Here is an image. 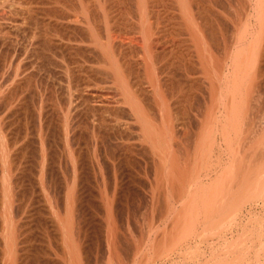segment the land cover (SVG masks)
Masks as SVG:
<instances>
[{
	"label": "rangeland",
	"instance_id": "rangeland-1",
	"mask_svg": "<svg viewBox=\"0 0 264 264\" xmlns=\"http://www.w3.org/2000/svg\"><path fill=\"white\" fill-rule=\"evenodd\" d=\"M147 1V7L151 11L148 16L150 19L153 17L152 22L158 21L154 24V28L158 29L161 39L163 37L161 42L167 49L166 58L158 59L161 62L158 67L162 66L166 71L159 70L153 74L154 81L162 76L163 80L160 84H165L166 88L161 89L158 86V80L156 89L151 86L148 83V74L146 75L143 69H137L140 75L134 74L137 77H143L141 80L144 81H138V84L141 82L140 84H143L147 91H142L144 94L138 93L139 96L136 98L137 94H134L138 90L133 89L134 94L131 93L134 99L138 101L141 99L142 105L148 103L145 107H148L152 113L148 119L150 123L140 116L141 123L140 118L137 119L136 114L129 109V105H121L120 113L115 115L116 117L110 116L111 120L113 119L111 123L115 124L112 123V127L99 133L98 130L94 131L91 128L94 123L92 118L87 120L85 115H82L81 119L76 118L74 112L68 109L65 101H67L66 91L69 83L66 81L65 68L69 65L76 69L77 61L84 62L86 66L93 62L92 65L96 66L99 60L97 52L93 48H87L88 43L80 42L81 39L92 42L90 32H85L84 28L81 32H73L72 25L69 24L54 27L60 32L58 35L55 34L60 36L57 37L58 41L64 40V46L57 48L54 55L49 53L56 58L49 55L46 59L39 60L38 67L32 70L33 84L29 85L30 88L21 85L22 88H17V93V90L11 87L12 81H10L12 85L6 83L9 79L8 74L3 78L2 73L0 74V122H3L0 123V264H264V205L262 203L257 206L247 201V198L245 199L251 172L255 169L258 173L264 174V21L258 26L260 24L258 17L253 14L251 7V4L256 6L254 3L259 0H197L198 4L193 0ZM143 2L144 0L139 2L137 0H46L45 11L48 12H45L47 15L44 13V16L52 24L54 20L52 22L48 18L61 19L59 18L61 14L71 18L78 15L82 20L85 18L90 20V17L92 16V19L95 15L98 20L101 19V24L99 23L96 27L100 29L98 32L95 30L93 36L100 40L108 34L106 14L112 15L111 19L114 17L116 20H119L118 18L122 21L134 19V16L138 14L136 8L141 7ZM108 6H111L110 9ZM88 7L89 13H87ZM55 10L59 14L54 12ZM159 12H162L161 17ZM155 15L159 18H155ZM199 17L204 22L200 20L198 23ZM189 19L190 21H187ZM190 22H196V24L192 25ZM112 26L113 32L117 34L122 32L123 39L130 40L131 36L139 38L140 33L137 32L139 30H130V28L123 30L120 26ZM242 31L246 36L244 33L241 36ZM213 35L216 37L214 38ZM194 36L198 40H195ZM239 36L241 39L244 38L241 40ZM76 43H79L82 48ZM111 53L110 51V57H112ZM134 54L135 59L140 61L137 57L138 53L131 55ZM112 59L115 58L112 57ZM82 60L89 61L85 63ZM59 63L61 67L56 66ZM184 63L189 65H187L188 69ZM162 64H167L166 68ZM189 70L190 73H188ZM91 74L92 81L95 79L94 83L100 85L97 87L96 84L91 83L89 87L84 85L80 89L83 97L91 96L93 93L91 97L84 98V100H90L89 104L98 106L97 101L98 103L101 101V99H95V91L104 93L106 96L110 95L108 98L111 97V100L114 96L116 99L114 101L124 100L125 95L130 94L121 88L112 87V89L111 86L114 85L110 82L111 79H108L107 85L105 83L104 86L100 83V76ZM211 74L217 76L220 85L218 107L216 105L218 115L212 124L217 123L214 126L209 122L211 121L208 116L209 104L205 101L206 99H203L207 96L206 91L209 86L207 81ZM134 75L132 77L135 78ZM182 82L193 84L194 89L187 84H184L185 87ZM233 82L234 86L241 87V89L238 87V92L241 91L243 99L242 102L240 101L241 105L239 102H237L238 105L236 104L239 113L229 121L225 117L228 108L226 106H229L228 96L233 93ZM152 87L155 91H152ZM55 90H57L56 93ZM161 93L162 95H159ZM12 96L16 101H13ZM147 98L150 101L155 100L152 102L142 100ZM163 98L167 102L169 100L170 110L169 122L165 126L160 125V120L158 122L154 120L160 115L159 103ZM91 99L94 101L91 102ZM157 101L159 102L156 103ZM152 105H154L153 109ZM68 123L70 127L72 124L71 128ZM154 123L157 124V130ZM144 124L145 128L147 127L145 132ZM206 133L207 137H205ZM199 142H201V148L198 145ZM212 188L215 192L210 195ZM207 197L214 199L213 201L220 206L216 212H210L215 216L211 217L212 220H218L217 225H211L212 228L208 225L209 223L206 224L207 218L210 220V215L203 207L204 202L209 200ZM192 219L193 223L190 222ZM206 226L207 233L204 232ZM209 227L212 230L210 232ZM8 232H11L8 236L11 237L13 244L15 243L11 249L4 237ZM219 233L222 236L221 239L217 235Z\"/></svg>",
	"mask_w": 264,
	"mask_h": 264
},
{
	"label": "bare ground",
	"instance_id": "bare-ground-1",
	"mask_svg": "<svg viewBox=\"0 0 264 264\" xmlns=\"http://www.w3.org/2000/svg\"><path fill=\"white\" fill-rule=\"evenodd\" d=\"M45 1L46 0H0V60H1V62L0 63H2V64H0V74L2 75V78L6 75V74H8V76H9V79H8V81L6 82L7 84L8 83H10V81H12V89L13 90H17V88H19V87H21L22 88V86L21 85H25V87L26 86H31V84H33L32 83V79H33V73H32V70L33 69H35L36 67H38L37 66V63L39 62V60L41 59L42 60V58L44 59H46V57H48L50 54L49 53H51V55H54L53 53H55V51H56V49L58 48H61L62 46H64L63 44V41H58V39H57V37H60V36H57L58 35V33H60L59 31H57L54 27H56L57 25L59 26L60 24H69V25H72V31L73 32H81V31H85V32H90V35H91V41L92 42H89V41H87V40H84V39H81V44H84V43H82V42H85L86 44L88 43V45H86L87 46V48H93L96 52H97V56H98V61H97V63H96V66L95 65H92V63H91V65H88V66H86V64H84V62H80V61H77L76 63H77V67H76V69L74 68H71V67H69V65L65 68V74H66V77H67V82L69 83V85H68V90L66 91V97H67V101H65L66 102V104H67V106H68V109L71 111V112H74V114H75V117L76 118H82V115H85L86 117H87V120H89L88 118H92L91 120H93L94 121V123H92L93 124V127H92V125H91V128H93L94 129V131H99V133H100V131H102V133L107 129V128H109L110 126L112 127V123H111V121L113 120H111V118H110V116H112V117H114L115 115H117L118 113H120L119 112V108H121L120 106L121 105H129L130 106V108L129 109H131V111L132 112H134L135 114H132V115H135V116H137V119H139L140 121H141V117L145 120H148L149 119V117H151V115H152V113H151V110L147 107H145V106H147V104L148 103H145L144 105H142L141 103L142 102H140L141 101V99H140V101H138V100H136V99H134L133 98V89L134 90H138V91H135L136 93L134 94V95H136L137 94V96H135V98L136 97H138L139 95H138V93H140L141 92V94H144L142 91H147V88L145 89V87H143V84L141 85L140 83L138 84V81H142L141 79L143 78H141V77H137V75L139 74V71L137 70V69H143L144 71H145V73H146V75L148 74V76H147V78L149 79V81H148V79L146 78V80L148 81V83L149 84H151V86H154V88H155V86H156V84L158 83V86H160L161 87V89H163V87H165V84L163 85L162 83L160 84V82H162V80H163V78H162V76H161V78L160 79H157V80H155L154 81V77H153V74H155L156 73V71L158 72L159 70H160V72H163V71H166L162 66H160V68L158 67L159 66V63L161 64V62H159L158 61V59H160V57H161V59H165L166 58V55H167V53H165V52H167V49L165 48V46L162 44V42H161V40L163 39V37H162V39H161V37H160V35H158V29H155L154 28V24H156L157 22L155 21H151L152 20V18L153 17H151V19H150V17L148 16V15H150L151 14V11H150V9H149V7H147V0H144V2H143V4H141V3H138V4H141L140 6L141 7H139L138 6V8H136L137 10H138V14L136 15V16H134V19L132 18V19H126V21H122V20H120V18H118L119 20H116V19H114V17H113V19H111V17L110 16H112V15H107L106 14V16H107V18H106V20H105V22H106V30H107V37H102L100 40H98L97 39V37H96V39L94 38V36H93V33H94V31L96 30L97 32L99 31V29L100 28H96L98 25H99V23L101 22V19L99 18V20H98V17H96L95 15H93L94 17L91 19V17H90V20H92V22H90V20L87 18H85V20H87L86 21V23H84V21L82 20V18L79 16L78 17V15L76 16V17H69V16H63L61 13V16L59 17V18H61V19H57V18H48V20L49 19H51L52 20V22H53V20H54V22H55V25H53L54 24V22L51 24V22H49V21H47L46 20V16H44V13L45 12H48V11H45V5H47L46 3H45ZM80 1V0H79ZM110 1V0H109ZM136 1V0H135ZM138 2H139V0H137ZM143 1V0H142ZM182 1V0H181ZM185 1V0H184ZM193 1H195V3L196 4H198V2H196L197 0H193ZM199 1V0H198ZM242 2V1H241ZM240 2V3H241ZM252 2V1H251ZM255 2V1H254ZM57 3H58V1H57ZM61 3V2H60ZM180 3V2H179ZM188 3V2H187ZM192 3V2H191ZM135 4V3H134ZM182 4V3H181ZM247 4H248V2H247ZM254 4H256V6H254V5H252L251 4V7H252V10H253V14H256L257 16L256 17H258V21H259V25L258 26H260L261 24H263V15H264V3H263V0H259V2H255ZM52 5V4H51ZM84 5V4H83ZM184 5V4H183ZM189 5V4H188ZM193 5V4H192ZM246 5V4H245ZM249 5V4H248ZM99 6V5H98ZM179 6V5H178ZM186 6V5H185ZM191 6V5H190ZM190 6H188V7H190ZM50 7V6H49ZM83 7V6H82ZM100 7V6H99ZM109 7V6H108ZM111 7V6H110ZM110 7H109V9H110ZM181 7V6H180ZM180 7H176L177 9H179ZM193 7V6H192ZM199 7V6H198ZM52 8V7H51ZM64 8V7H63ZM67 8V7H66ZM175 8V9H176ZM200 8V7H199ZM206 8V7H205ZM56 9V8H55ZM62 9V8H61ZM86 9V8H85ZM106 9V8H105ZM104 9V10H105ZM171 9V8H170ZM181 9V8H180ZM184 9V8H183ZM186 9H188V8H186ZM192 9V8H191ZM193 9H195V8H193ZM192 9V10H193ZM47 10V9H46ZM88 10H90L89 9V7L87 8V11ZM104 10H103V12H104ZM165 10V9H164ZM196 10V9H195ZM69 11V10H68ZM71 12H72V10H70ZM75 11V10H74ZM92 11V10H91ZM154 11H157L158 12V10H154ZM153 11V12H154ZM184 11V10H183ZM188 11V10H187ZM50 13H51V10L49 11ZM54 12H56V13H58L57 12V10H55ZM54 12H53V14H54ZM62 12V11H61ZM81 12V11H80ZM85 12V11H84ZM83 12V13H84ZM175 12V11H174ZM207 12V11H206ZM248 12V11H247ZM55 13V16H57V14ZM64 13H65V10H64ZM66 13H67V11H66ZM69 13V12H68ZM76 13V12H75ZM87 13H89V11L87 12ZM91 13V12H90ZM160 13V12H159ZM158 13V14H159ZM162 13V12H161ZM161 13H160V17H161ZM180 13V12H179ZM189 13V12H188ZM191 13V12H190ZM193 13V12H192ZM199 13H200V9H199ZM251 13V12H250ZM46 14V13H45ZM52 14V15H53ZM59 14V13H58ZM102 14H104V13H102ZM154 14H155V12H154ZM153 14V15H154ZM157 14V13H156ZM157 14V15H158ZM165 14V13H164ZM181 14V13H180ZM245 14V13H244ZM47 15V14H46ZM52 15H50L51 17H52ZM65 15V14H64ZM67 15H69V14H67ZM75 15V14H74ZM178 15V14H177ZM192 15V14H191ZM198 15V14H197ZM250 15V14H249ZM70 16H71V14H70ZM86 16H87V14H86ZM103 16V15H102ZM105 16V17H106ZM109 16V17H108ZM114 16V15H113ZM156 16V15H155ZM164 16V15H163ZM184 16H185V14H184ZM201 16V15H200ZM205 16H207L208 17V15H205ZM244 16H248V15H244ZM243 16V17H244ZM53 17H54V15H53ZM118 17V16H117ZM124 17V16H123ZM193 17V16H192ZM195 17H197V16H195ZM204 17V16H203ZM212 17V16H211ZM249 17V16H248ZM81 18V19H80ZM104 18V17H103ZM155 18H159V17H155ZM163 18V17H162ZM182 18H183V16H182ZM187 18H189V16L187 17ZM191 18V17H190ZM198 18V17H197ZM196 18V19H197ZM200 18V17H199ZM254 18V17H253ZM161 19V18H160ZM169 19V18H168ZM170 19H172V17H170ZM181 19V18H180ZM194 19V18H193ZM205 19V18H204ZM246 19V18H245ZM103 20V19H102ZM125 20V19H124ZM198 20V19H197ZM200 20H201V18L199 19V21H198V23H200ZM211 20V19H210ZM165 21H167V20H165ZM182 21V20H181ZM184 21H186V19H184ZM187 21H190V19L189 20H187ZM194 21V20H193ZM201 21H203V20H201ZM205 21H207L208 22V20H205ZM214 21V20H213ZM103 22V21H102ZM160 22H162V21H160ZM159 22V23H160ZM204 22V21H203ZM210 22V21H209ZM84 23V24H83ZM171 23V22H170ZM182 23V22H181ZM186 23H188V22H186ZM191 23V22H190ZM197 23V24H198ZM213 23V22H212ZM235 23V22H234ZM258 23V22H257ZM9 24V25H8ZM94 24V27H92V25ZM101 24V23H100ZM161 24V23H160ZM165 24V23H164ZM179 24H180V22H179ZM192 25L193 24H196V22L195 23H191ZM203 24V23H202ZM211 24V23H210ZM245 24V23H244ZM7 25H8V27H7ZM112 25H117V26H120V28L121 29H128L129 30V28H130V30L131 29H134V30H139V31H137L138 33H140V35H139V38L138 39H136V37L135 38H133L132 36H131V38H130V40H128V39H123L124 37H122L123 35L121 34L122 32H120V34H117L116 32H113L114 30H113V26ZM159 25V24H158ZM163 25V24H162ZM182 25V24H181ZM184 25H186V24H184ZM191 25V26H192ZM217 26H218V24H216ZM246 25H247V22H246ZM64 26V25H63ZM104 26V25H103ZM155 26H157V25H155ZM161 26V25H160ZM165 26H167V25H165ZM204 26H205V23H204ZM211 26V25H210ZM209 26V27H210ZM215 26V25H214ZM10 27V28H9ZM159 27V26H158ZM157 27V28H158ZM162 27V26H161ZM169 27V26H168ZM168 27H166V28H168ZM171 27V26H170ZM198 27H200V26H198ZM243 27V26H242ZM247 27V26H246ZM66 28V27H65ZM84 28V29H83ZM118 28V27H117ZM119 28V29H120ZM176 28V27H175ZM187 28V27H186ZM194 28V27H193ZM203 28V27H202ZM202 28L200 29V31L202 30ZM215 28V27H214ZM57 29H58V27H57ZM67 29H68V27H67ZM70 29V30H71ZM83 29V30H82ZM163 29H164V27H163ZM162 29V30H163ZM196 29L198 30V28L196 27ZM205 29V28H204ZM211 28H209V30H210ZM213 29V28H212ZM243 29H246L247 30V28H243ZM261 29V28H260ZM128 30H126V31H128ZM159 30L161 31V29L159 28ZM173 30V29H172ZM207 30V29H206ZM216 30V29H215ZM245 30V31H246ZM120 31V30H119ZM125 31V32H126ZM133 31V30H132ZM166 31H168V30H166ZM191 31V30H190ZM199 31V32H200ZM205 31V30H204ZM244 31V30H243ZM242 31V35L241 36H243L244 34H245V32H243ZM247 31H249V30H247ZM62 32H63V30H62ZM105 32V31H104ZM136 32V33H137ZM162 32V31H161ZM160 32V33H161ZM171 33H172V31H170ZM193 32V31H192ZM214 32V31H213ZM251 32V31H250ZM250 32H248L249 34H250ZM57 35H56V34ZM84 33V32H83ZM87 33V34H88ZM103 33V32H102ZM134 33V32H133ZM167 33V32H166ZM180 33V32H179ZM197 33V32H196ZM202 33H204L203 31H202ZM216 33V32H215ZM244 33V34H243ZM73 34V33H72ZM104 34V33H103ZM165 34V33H164ZM209 34V33H208ZM214 34V33H213ZM75 35V34H74ZM101 35V34H100ZM162 35H163V32H162ZM171 35V34H170ZM190 35H192V34H190ZM200 35V34H199ZM202 35V34H201ZM205 35V34H204ZM216 36H217V34H215ZM215 35H213L214 36V38L216 37ZM248 35V34H247ZM79 36V35H78ZM105 36H106V34H105ZM198 36V35H197ZM208 36V35H207ZM210 36H212V34L210 35ZM244 36H246V34L244 35ZM88 37V36H87ZM164 37H165V35H164ZM190 37V36H189ZM201 37V36H200ZM236 37V36H235ZM166 38V37H165ZM168 38V37H167ZM170 38H171V36H170ZM194 38H195V36H194ZM197 38V37H196ZM195 38V40H198V39H196ZM206 38V37H205ZM213 38V37H212ZM239 38H240V36H239ZM244 37H242V39H243ZM60 39V38H59ZM62 39H63V37H62ZM183 39V38H182ZM241 39V38H240ZM241 39V40H242ZM258 39V38H257ZM80 40V39H79ZM166 40V39H165ZM65 41H67V40H65ZM78 41V40H77ZM170 41V40H169ZM206 41V40H205ZM210 41V40H209ZM214 41H216V40H214ZM238 41H240V40H238ZM244 41V40H243ZM69 42H70V40H69ZM79 42V41H78ZM168 42V41H167ZM173 42V41H172ZM204 42V41H203ZM242 42V41H241ZM247 42H248V40H247ZM256 42V41H255ZM163 43H164V41H163ZM205 43V42H204ZM66 44H67V42H66ZM77 44V43H76ZM168 43H166V45H167ZM169 44H170V42H169ZM217 44V43H216ZM75 45V44H74ZM208 45V44H207ZM213 45V44H212ZM77 46H80L79 45V43L77 44ZM168 46V45H167ZM181 46H183V45H181ZM251 47H252V45H250ZM76 47V46H75ZM81 47V46H80ZM170 47V46H169ZM168 47V48H169ZM180 47V46H179ZM200 47V46H199ZM205 47V46H204ZM214 47V46H213ZM82 48V47H81ZM201 48V47H200ZM258 48V47H257ZM57 49V50H58ZM65 49V48H64ZM69 49V48H68ZM72 49H73V47H72ZM76 49V48H75ZM79 49V48H78ZM78 49H76V50H78ZM203 49V48H202ZM213 49V48H212ZM244 49V48H243ZM254 49H256V48H254ZM70 50V49H69ZM75 50V51H76ZM86 50H88V49H86ZM89 50H91V49H89ZM201 50V49H200ZM205 50V49H204ZM110 51L112 52L111 54H112V57H114L115 59H112V57H110L111 55H110ZM172 51V50H171ZM175 51V50H174ZM208 51V50H207ZM243 51V50H242ZM64 52V51H63ZM70 52V51H69ZM79 52H82V50L80 51L79 50ZM84 52V51H83ZM92 52V51H91ZM176 52V51H175ZM204 52V51H203ZM210 52V51H209ZM58 53V52H57ZM130 53V54H129ZM133 53H136V55H137V53H138V56L137 57H139L140 58V61L139 60H137V59H135L136 57H135V54L134 55H131V54H133ZM213 53V52H212ZM242 53V52H241ZM252 53V52H251ZM255 53V52H254ZM74 54V53H73ZM84 54V53H83ZM93 54V53H92ZM96 54V53H95ZM50 55V57H55V56H51ZM64 55V54H63ZM199 55V54H198ZM205 55V54H204ZM209 56H210V54H208ZM57 56V55H56ZM66 56V55H65ZM65 56H64V59H65ZM75 56V55H74ZM78 56V55H77ZM93 56H94V54H93ZM200 56V55H199ZM203 56V55H202ZM206 56V55H205ZM215 56V55H214ZM84 57V56H83ZM195 57V56H194ZM201 57V56H200ZM199 57V58H200ZM204 57V56H203ZM207 57V56H206ZM56 58V57H55ZM58 58V57H57ZM78 58V57H77ZM138 58V59H139ZM49 58H47V60H48ZM51 59V58H50ZM67 59V58H66ZM83 59V58H82ZM87 59V58H86ZM202 59V58H201ZM200 59V60H201ZM55 60V59H54ZM57 60V59H56ZM61 60H63V59H61ZM68 60V59H67ZM97 60V59H96ZM113 60H116L115 62L113 61ZM185 60V59H184ZM208 60V59H207ZM211 60V59H210ZM209 60V61H210ZM64 61H66V60H64ZM82 61H85V63H87L89 60H82ZM91 61V60H90ZM162 61V60H161ZM164 61V60H163ZM166 61V60H165ZM193 61H194V59H193ZM204 61V60H203ZM206 61V60H205ZM213 61V60H212ZM51 62H52V59H51ZM58 62H61V61H58ZM58 62H56V63H58ZM67 62V61H66ZM72 62V61H71ZM70 62V63H71ZM188 62V61H187ZM208 62V61H207ZM47 63V62H46ZM49 63H50V61H49ZM54 63V62H53ZM68 63V62H67ZM67 63H65V64H67ZM163 63V62H162ZM165 63V62H164ZM173 63V62H172ZM200 63H202L201 61H200ZM206 63V62H205ZM41 64V63H40ZM51 64V63H50ZM55 64V63H54ZM90 64V63H89ZM203 64V63H202ZM209 64V63H208ZM213 64V63H212ZM38 65H39V63H38ZM164 67H165V65H167V64H162ZM184 65H185V63H184ZM188 65V64H187ZM187 65H185V66H187ZM193 65V64H192ZM195 65H197V64H195ZM210 66H211V64H209ZM215 66H216V64H214ZM56 66H59V67H61V65H60V63H59V65L57 64ZM189 66V65H188ZM188 66H187V69H188ZM205 66H206V64H205ZM205 66H203V67H205ZM218 66V65H217ZM52 67V66H51ZM74 67V66H73ZM212 67V66H211ZM166 68V67H165ZM178 68V67H177ZM191 68V67H190ZM200 68H201V66H200ZM213 68V67H212ZM40 69V68H39ZM158 69V70H157ZM191 69H193V68H191ZM190 69V70H191ZM217 69H218V67H217ZM190 70H189V72L188 73H190ZM194 70V69H193ZM193 70L191 71V72H193ZM42 71V70H41ZM169 71V70H168ZM216 71H218V70H216ZM40 72V71H39ZM46 72V71H45ZM196 72H197V70H196ZM34 73H35V71H34ZM41 73V72H40ZM62 73V72H61ZM90 73V74H89ZM91 73H95L96 75H98V76H100L99 78L101 79V81H100V83L101 84H103L104 86H105V83H106V85H107V80L108 79H111L110 80V82L112 83V85H114V86H111V88L112 87H115V88H121L123 91H125V92H130V94L128 95V96H126L125 95V98L123 97V94H121V97H123L124 98V100H118L117 99V101H114V100H116V99H114V96H112L113 97V100H111L112 98L111 97H109L108 98V96H110V95H108V96H106V95H104V93L103 94H101V93H97L96 91H95V94H94V97H96L95 99L96 100H98V99H101V101H100V103H98L99 101H97V104H99L98 106H95V105H93V104H89L88 102L90 101V100H84V98L85 97H87V98H89V97H91L92 95H93V93H92V95L91 96H85V97H83L81 94H80V89H81V87L82 86H87V87H89L90 85L89 84H91V83H94V81H95V79H94V81H92V79H91ZM166 73V72H165ZM170 73V72H169ZM208 73V72H207ZM206 73V74H207ZM9 74H11V75H9ZM134 74H137V75H134ZM186 74V73H185ZM184 74V75H185ZM209 74V73H208ZM213 74V73H212ZM212 74L210 75L211 77H209L210 79H208V81L207 82H209V86L207 87V91H206V94H207V96L205 97V98H203V99H206L205 101H207V103L209 104L208 105V116L211 118L210 120L211 121H209L211 124L212 123H214V121H215V118H216V115H218L217 114V107H218V105H217V98H218V91H219V84H218V81H219V79L217 78V76L216 75H213L212 76ZM220 74V73H219ZM45 75V74H44ZM47 75V74H46ZM49 75V74H48ZM51 75V74H50ZM95 75V76H96ZM135 76V78L134 77H132V76ZM140 75V74H139ZM144 75V74H143ZM157 75V74H156ZM155 75V76H156ZM159 75H160V73H159ZM158 75V76H159ZM183 75V76H184ZM200 75V74H199ZM12 76V77H11ZM39 76H40V74H39ZM55 76V75H54ZM58 76V75H57ZM94 76V77H95ZM165 76H167V75H165ZM172 76V75H171ZM192 76H193V74H192ZM214 76H216V78L214 77ZM235 76V75H234ZM42 77V76H41ZM51 77V76H50ZM146 77V76H145ZM176 77V76H175ZM182 77V76H181ZM235 77H237V76H235ZM6 78V77H5ZM36 78H37V76H36ZM56 78V77H55ZM156 78H158V77H156ZM166 78V77H165ZM168 78H169V76H168ZM185 79H187L186 77H184ZM203 78V77H202ZM42 79V78H41ZM51 79V78H50ZM173 79V78H172ZM189 79H192V78H189ZM194 79H196V78H194ZM194 79H192V80H194ZM217 79H218V81H217ZM236 79H238V78H236ZM59 80V79H58ZM242 80V79H241ZM3 81H5V80H3ZM35 81V80H34ZM49 81V80H48ZM62 81V80H61ZM109 81V80H108ZM144 81V80H143ZM142 81V82H143ZM146 81V82H147ZM156 81H157V83H156ZM166 81V80H165ZM181 81H182V79H181ZM180 81V82H181ZM200 81V80H199ZM96 82H98L97 80H96ZM110 82H108V83H110ZM184 82V81H183ZM182 82V85H189L190 86V88H193V84H188V83H183ZM187 82V81H186ZM190 82V81H189ZM192 82V81H191ZM235 82H237V81H235ZM240 82V81H239ZM5 83V82H4ZM49 83V82H48ZM52 83V82H51ZM62 83H64V82H62ZM110 83V84H111ZM166 83H167V81H166ZM169 83V82H168ZM194 83H196V82H194ZM1 84V83H0ZM36 84V83H35ZM94 84H96V86L97 85H100L99 83H94ZM155 84V85H154ZM160 84V85H159ZM174 84V83H173ZM177 84V83H176ZM200 84V83H199ZM198 84V85H199ZM234 84V82L232 83V86H234L233 85ZM235 84H237V83H235ZM240 84V83H239ZM6 85V84H5ZM4 85V86H5ZM37 85V84H36ZM35 85V86H36ZM62 85V84H61ZM64 85V84H63ZM166 85H168V84H166ZM181 85V86H182ZM184 85V86H185ZM194 85H197V84H194ZM203 85V84H202ZM205 85V84H204ZM2 86V85H1ZM7 86V85H6ZM30 86H29V88H30ZM33 86V85H32ZM38 86V85H37ZM92 86V85H91ZM103 86V87H104ZM109 86V85H108ZM107 86V87H108ZM150 86V85H149ZM180 86V87H181ZM98 87V86H97ZM159 87V88H160ZM186 87V86H185ZM195 87H197V86H195ZM238 87H239V85L238 86H234L232 89H233V93L232 94H230L229 96H228V102L229 103H227L229 106H226V108H227V110H226V118L229 120V121H231L232 120V118L237 114V113H239V108L237 109V105L240 103V101L242 102V99H243V95H242V93H240V92H238V90L239 89H241V87H239V89H238ZM26 88H28V87H26ZM33 88V87H32ZM51 88V87H50ZM92 88V87H91ZM110 88V87H109ZM166 88V87H165ZM173 88H174V86H173ZM172 88V89H173ZM179 88V87H178ZM198 88V87H197ZM204 88V87H203ZM23 89H25V88H23ZM58 89V88H57ZM61 89V88H60ZM100 89V88H99ZM104 89V88H103ZM113 89V88H112ZM111 89V90H112ZM149 89V88H148ZM156 89V88H155ZM194 89V88H193ZM8 90V89H7ZM9 90H10V88H9ZM8 90V91H9ZM27 90V89H26ZM32 90V89H31ZM54 90V89H53ZM117 90V89H116ZM158 90V89H157ZM160 90V89H159ZM189 90H191V89H189ZM229 90V89H228ZM29 91V90H28ZM27 91V92H28ZM56 91L57 90H55V93H56ZM60 91V90H59ZM79 93H78V92ZM87 91V90H86ZM118 91H120V90H118ZM152 91H155V90H153V87H152ZM152 91L150 90V92L152 93ZM185 91V90H184ZM193 91V90H192ZM2 92V91H1ZM122 92V91H121ZM133 94H132V93ZM165 92H166V90H165ZM164 92V93H165ZM220 92V91H219ZM231 92V91H230ZM17 93H18V90H17ZM35 93V92H34ZM44 93V92H43ZM83 93V92H82ZM87 93V92H86ZM146 93V92H145ZM157 93V92H156ZM203 93H204V91H203ZM224 93V92H223ZM10 94H12V93H10ZM16 94V93H15ZM24 94V93H23ZM26 94V93H25ZM46 94V93H45ZM54 94V93H53ZM88 94V93H87ZM110 94V93H109ZM116 94V93H115ZM148 94V93H147ZM150 94V93H149ZM153 94H154V92H153ZM220 94V93H219ZM7 96H8V94H6ZM5 95V96H6ZM17 95V94H16ZM19 95V94H18ZM55 95V94H54ZM61 95V94H60ZM120 95V94H119ZM118 95V96H119ZM151 95V94H150ZM150 95H149V97H150ZM155 95V94H154ZM159 95H162V93L161 94H159ZM169 95V94H168ZM177 95V94H176ZM182 95V94H181ZM188 95H190V94H188ZM204 95H205V93H204ZM14 97H15V95H13ZM13 96H12V98H13ZM33 96V95H32ZM43 96V95H42ZM143 97H144V95H142ZM141 96V97H142ZM163 96H164V94H163ZM191 96V95H190ZM203 96V95H202ZM247 96V95H246ZM4 97V96H3ZM18 97V96H17ZM41 97V96H40ZM120 97V96H119ZM168 97V96H167ZM193 97V96H192ZM201 97V96H200ZM9 98V97H8ZM11 98V97H10ZM39 98V97H38ZM98 98V99H97ZM111 98V99H110ZM116 98V97H115ZM153 98V97H152ZM156 98V97H155ZM172 98V97H171ZM186 98V97H185ZM188 98V97H187ZM191 98V97H190ZM221 98V97H220ZM5 99H6V97H5ZM60 99H61V97H60ZM110 99V100H109ZM134 99V100H133ZM200 99V98H199ZM199 99H197V100H199ZM208 99V100H207ZM245 99V98H244ZM15 99L13 98V101H14ZM92 100L93 99H91V102H92ZM95 100V101H96ZM143 101L144 100H147V101H150V99H142ZM152 100V99H151ZM153 100H155V99H153ZM152 100V101H153ZM157 100H158V98H157ZM202 100V99H201ZM200 100V101H201ZM221 100V99H220ZM226 100H227V98H226ZM16 101V100H15ZM33 101V100H32ZM35 101V100H34ZM94 101V100H93ZM147 101H144V102H147ZM152 101H150V102H152ZM160 101V100H159ZM159 101H157L156 103H158ZM45 102V101H44ZM43 102V103H44ZM168 102H169V100H168ZM168 102L166 101V99L165 98H163V100L159 103L160 104V115L158 116V118H156V119H154V118H152V119H154V120H156L157 122L159 121L160 122V125H162V126H165L166 125V123L167 122H169L168 120H169V105H168ZM202 102V101H201ZM227 102V101H226ZM237 102H239L238 104H237ZM56 103V102H55ZM155 103V102H154ZM181 103V102H180ZM183 103V102H182ZM200 103V102H199ZM204 103V102H203ZM30 104V103H29ZM60 104V103H59ZM58 104V105H59ZM94 104H96V102L94 103ZM152 104V103H151ZM186 104V103H185ZM237 104V105H236ZM15 105V104H14ZM38 105V104H37ZM41 105V104H40ZM216 105H217V107H216ZM239 105H241V103L239 104ZM67 106H65V107H67ZM149 106H151V105H149ZM153 106L154 105H152V109H153ZM157 106V105H156ZM7 107V106H6ZM44 107V106H43ZM123 107H125V106H123ZM159 107V106H158ZM179 107V106H178ZM13 108V107H12ZM33 108H34V106H33ZM151 108V107H150ZM171 108V107H170ZM173 108V107H172ZM225 108V107H224ZM61 109V108H60ZM124 109V108H123ZM201 109V108H200ZM199 109V110H200ZM219 109V108H218ZM17 110V109H16ZM37 110H38V108H37ZM55 110V109H54ZM172 110V109H171ZM25 111V110H24ZM35 111V110H34ZM123 111V110H122ZM131 111H129V112H131ZM173 111V110H172ZM201 111H203V110H201ZM207 111V110H206ZM1 112V111H0ZM47 112V111H46ZM128 112V111H127ZM18 113V112H17ZM65 113H66V110H65ZM64 113V114H65ZM26 114V113H25ZM41 114V113H40ZM53 114V113H52ZM72 114V113H71ZM73 114V115H74ZM130 114V113H129ZM171 114H172V112H171ZM57 115V114H56ZM60 115V114H59ZM69 115H70V113H69ZM122 115V114H121ZM131 115V114H130ZM203 115V114H202ZM9 116V115H8ZM40 116V115H39ZM42 116H43V114H42ZM47 116V115H46ZM64 116V115H63ZM124 116V115H123ZM126 116V115H125ZM141 116V117H140ZM191 116V115H190ZM205 116H206V114H205ZM66 117H68V115L66 116ZM116 117V116H115ZM118 117H119V115H118ZM133 117V116H132ZM0 118H1V115H0ZM43 118H44V116H43ZM46 118V117H45ZM53 118V117H52ZM62 118V117H61ZM70 118H72V117H70ZM69 118V119H70ZM75 118V119H76ZM80 118V119H81ZM125 118V117H124ZM200 118V117H199ZM198 118V119H199ZM208 118V117H207ZM3 119V118H2ZM54 119V118H53ZM67 119V118H66ZM74 119V120H75ZM134 119V118H133ZM136 118H135V120H137ZM151 119V118H150ZM201 119H202V117H201ZM204 119V118H203ZM209 119V118H208ZM208 119H206V120H208ZM234 119V118H233ZM40 120H42V119H40ZM47 120V119H46ZM51 120V119H50ZM72 120V119H71ZM76 120H78V119H76ZM125 120V119H124ZM197 120V119H196ZM200 120V119H199ZM0 121H1V119H0ZM3 121V120H2ZM39 121V120H38ZM43 121V120H42ZM67 121H68V119H67ZM81 121V120H80ZM93 121H90V122H93ZM120 121V120H119ZM127 121V120H126ZM134 121V120H133ZM149 121V120H148ZM147 121V122H148ZM155 121V122H156ZM216 121H217V119H216ZM37 122V121H36ZM50 122V121H49ZM69 122V121H68ZM79 122V121H78ZM83 122H84V120H83ZM85 122H86V120H85ZM144 122H146V121H144ZM151 121H149V123H150ZM182 122V121H181ZM200 122V121H199ZM227 122V121H226ZM233 122V121H232ZM232 122H230V123H232ZM1 123V122H0ZM3 123V122H2ZM1 123V124H2ZM40 123V122H39ZM46 123V122H45ZM67 123V122H66ZM70 123H72V122H70ZM70 123H68V125L70 124ZM81 123V122H80ZM87 123H88V121H87ZM141 123H142V121H141ZM197 123V122H196ZM217 123V122H216ZM215 123V124H216ZM51 124V123H50ZM81 124H83V123H81ZM89 125H90V123H88ZM88 124H86L87 126H88ZM113 124H115V123H113ZM125 124V123H124ZM133 124H134V122H133ZM147 125H148V123H146ZM155 124V123H154ZM159 124V123H158ZM214 124V125H215ZM227 124H229V123H227ZM41 125V124H40ZM65 125V124H64ZM75 125V124H74ZM78 125V124H77ZM120 125V124H119ZM129 125V124H128ZM156 126H155V128H156V130H157V124H155ZM173 125V124H172ZM201 125V124H200ZM213 125V124H212ZM213 125V126H214ZM232 125V124H231ZM2 126V125H1ZM4 126V125H3ZM27 126V125H26ZM43 126V125H42ZM42 126H40V128L42 127ZM76 126V125H75ZM74 126V129L77 127H75ZM79 126V125H78ZM140 126H141V124H140ZM152 126V125H151ZM162 126H159V128L161 127V128H163ZM171 126V125H170ZM209 126H211V125H209ZM212 126V127H213ZM8 127V126H7ZM69 127H70V125H69ZM71 127H72V124H71ZM70 127V128H71ZM116 127V126H115ZM172 127H174V126H172ZM200 127V126H199ZM229 127H230V125H229ZM9 128V127H8ZM48 128V127H47ZM66 128H67V126H66ZM80 128V127H79ZM78 128V129H79ZM84 129H85V127H83ZM83 128H82V130H83ZM87 128V127H86ZM88 128H90V126L88 127ZM139 128V127H138ZM147 128V127H146ZM145 124L143 125V130H144V132H145ZM168 128V127H167ZM204 128H205V126H204ZM211 128V127H210ZM42 129V128H41ZM50 129V128H49ZM139 129H141V128H139ZM150 129L152 130V128L150 127ZM149 128H148V131L150 130ZM154 129V128H153ZM203 129V128H202ZM207 129V128H206ZM230 129V128H229ZM1 130V129H0ZM7 130V129H6ZM51 130V129H50ZM67 130V129H66ZM88 129H86V131H87ZM104 130V131H103ZM110 130V129H109ZM155 129H154V131H156ZM162 130V129H161ZM171 130V129H170ZM174 130H175V128H174ZM209 129H207V131H208ZM213 130H214V128H213ZM54 131V130H53ZM73 131V130H72ZM72 131H70V132H72ZM76 131V130H75ZM93 131V130H92ZM199 131V130H198ZM202 131V130H201ZM207 131H205V132H207ZM69 132V133H70ZM109 132V131H108ZM112 132V131H111ZM130 132V131H129ZM144 132L142 131V133H143V135H144ZM170 132V131H169ZM209 132H210V130H209ZM226 132V131H225ZM98 133V132H97ZM106 133V132H105ZM119 133H120V131H119ZM126 133V132H125ZM141 133V132H140ZM141 133V134H142ZM148 133V132H147ZM168 133V132H167ZM176 133V132H175ZM214 133V132H213ZM6 134V133H5ZM14 134V133H13ZM66 134H67V131H66ZM116 134V133H115ZM149 134V133H148ZM159 134V133H158ZM166 134V133H165ZM174 134V133H173ZM11 135V134H10ZM92 135V134H91ZM136 135V134H135ZM142 135V136H143ZM39 136V135H38ZM59 136V135H58ZM88 136V135H87ZM137 136V135H136ZM139 136H141L140 134H139ZM141 136V137H142ZM163 135H161V137H162ZM172 136V135H171ZM209 136V135H208ZM96 137V136H95ZM103 137V136H102ZM140 137V138H141ZM144 137V136H143ZM147 137V136H146ZM155 137V136H154ZM203 137V136H202ZM202 137H201V139H202ZM205 137H207V133H206V136ZM3 138V137H2ZM5 138V137H4ZM42 138V137H41ZM64 138H65V136H64ZM101 138V137H100ZM121 138H122V136H121ZM158 138V137H157ZM179 138V137H178ZM17 139V138H16ZM83 139V138H82ZM97 139V138H96ZM103 139V138H102ZM151 139V138H150ZM195 139V138H194ZM197 139H198V136H197ZM200 138H199V140H201ZM9 140V139H8ZM15 140V139H14ZM18 140V139H17ZM115 140V139H114ZM208 140V139H207ZM135 141V140H134ZM144 141H145V139H144ZM210 141V140H209ZM5 142V141H4ZM12 142V141H11ZM142 142H143V140H142ZM156 142V141H155ZM104 143V142H103ZM130 143V142H129ZM200 143L201 142H199V146H200ZM204 143V142H203ZM9 144V143H8ZM16 144H17V142H16ZM44 144V143H43ZM156 144V143H155ZM160 144H161V142H160ZM167 144V143H166ZM206 144V143H205ZM54 145V144H53ZM83 145V144H82ZM140 145V144H139ZM142 145V144H141ZM147 145V144H146ZM149 145V144H148ZM198 145H197V147H198ZM204 145V144H203ZM202 145V146H203ZM0 146H1V144H0ZM6 146V145H5ZM21 146V145H20ZM75 146V145H74ZM11 147V146H10ZM111 147V146H110ZM7 148V147H6ZM150 148V147H149ZM200 148H201V146H200ZM9 149V148H8ZM8 149H7V151H8ZM13 149V148H12ZM12 149H11V151H12ZM93 149V148H92ZM151 149V148H150ZM5 150V149H4ZM15 150V149H14ZM17 150V149H16ZM110 150V149H109ZM130 150V149H129ZM10 152V151H9ZM16 152V151H15ZM21 152V151H20ZM45 152V151H44ZM1 153H2V151H1ZM85 153V152H84ZM5 154V153H4ZM3 154V155H4ZM10 155V154H9ZM95 155V154H94ZM116 156V155H115ZM87 157V156H86ZM5 158H6V156H5ZM7 158H9V157H7ZM74 158V157H73ZM113 158V157H112ZM115 158V157H114ZM11 159V158H10ZM19 159V158H18ZM17 160V159H16ZM96 160V159H95ZM7 161V160H6ZM9 161V160H8ZM42 161V160H41ZM11 163V162H10ZM16 164V163H15ZM73 164V163H72ZM256 164V163H255ZM13 165V164H12ZM17 165V164H16ZM41 165H42V163H41ZM75 165V164H74ZM197 165V164H196ZM67 166V165H66ZM158 166V165H157ZM4 167V166H3ZM7 167V166H6ZM161 169V168H160ZM195 169V168H194ZM12 170V169H11ZM167 171V170H166ZM199 171V170H198ZM11 172V171H10ZM77 172V171H76ZM263 173V172H262ZM262 173H258V171H256L255 169H254V171H252L251 172V179L249 180V182H248V184H250L249 186H246V188L248 189L247 191H246V193H247V196L245 197V199L248 201H250L251 202V204H254V205H260V204H262L263 203V205H264V174L262 175ZM159 174V173H158ZM261 174V175H260ZM44 175V174H43ZM181 175V174H180ZM102 176V175H101ZM207 176V175H206ZM12 177V176H11ZM15 178V177H14ZM103 179V178H102ZM113 179V178H112ZM212 179V178H211ZM179 180V179H178ZM214 181V180H213ZM10 183V182H9ZM72 183V182H71ZM217 183V182H216ZM17 184V183H16ZM180 184V183H179ZM215 184V183H214ZM115 185V184H114ZM171 186V185H170ZM213 186H215V185H213ZM218 186V185H217ZM71 187V186H70ZM249 187V188H248ZM6 188V187H5ZM217 188V187H216ZM246 188H244V189H246ZM13 190V189H12ZM12 190H11V192H12ZM212 190L213 191H211L210 190V195L211 194H213V192H215V190L212 188ZM14 191V190H13ZM21 192V191H20ZM205 192H207V191H205ZM212 192V193H211ZM76 193V192H75ZM67 194V193H66ZM216 194V193H215ZM209 195V196H210ZM112 196V195H111ZM208 196V195H207ZM5 197V196H4ZM51 197V196H50ZM10 198V197H9ZM8 198V199H9ZM209 197H207V199H208ZM104 199V198H103ZM107 199V198H106ZM214 199H212V198H209V200H206L205 202H204V204H203V207H204V209L208 212V215H210V217H209V219L210 220H208V218H207V223L206 224H208L209 226H213V224H216L217 225V222H218V220H216V221H213L212 220V218L211 217H215L214 216V214L213 213H210V212H212V211H214V212H216V210L217 209H219L220 208V206L219 205H217L214 201H213ZM68 204V203H67ZM250 204V205H251ZM253 205V206H254ZM53 207V206H52ZM256 207V206H255ZM262 207V206H261ZM13 208V207H12ZM7 209V208H6ZM58 209V208H57ZM71 209V208H70ZM61 210V209H60ZM59 210V211H60ZM10 211V210H9ZM65 211V210H64ZM11 212V211H10ZM7 213V212H6ZM13 214V213H12ZM62 214V213H61ZM213 216H212V215ZM1 216V215H0ZM14 216V215H13ZM207 216V215H206ZM70 217V216H69ZM11 218V217H10ZM34 218V217H33ZM216 218H217V216H216ZM9 220V219H8ZM189 220H190V218H189ZM189 220H188V222H189ZM215 220V219H214ZM14 221V220H13ZM60 221V220H59ZM73 221V220H72ZM212 221V222H211ZM222 221V220H221ZM220 221V222H221ZM191 223H193V219H192V221H190ZM219 222V223H220ZM9 223V222H8ZM26 224V223H25ZM188 224V223H187ZM190 225V224H189ZM21 226V225H20ZM212 226H211V228H212ZM15 227V226H14ZM24 227V226H23ZM207 227V226H206ZM11 228V227H10ZM13 228V227H12ZM210 228V227H209ZM211 228L208 230L209 232L210 231H212L211 230ZM26 229V228H25ZM58 229V228H57ZM62 229V228H61ZM206 229H208V227L207 228H205V231L204 232H206L207 230ZM13 231V230H12ZM20 231V230H19ZM18 231V232H19ZM7 232V231H6ZM15 232V231H14ZM69 232H70V230H69ZM215 232H216V230H215ZM218 232H220L219 230H218ZM9 233H11V232H8V234L6 233V235L8 236L9 235ZM207 233V232H206ZM213 233H214V229H213ZM221 233V232H220ZM220 233L219 234H217L218 235V237H220V239H221V237L222 236H220ZM67 234V233H66ZM6 235L4 236L5 238H6V242H7V245H8V247L11 249V246L13 247V246H15L14 244H13V241L11 240V237L9 238V236L8 237H6ZM12 235V234H11ZM10 235V236H11ZM18 235H19V233H18ZM224 235V234H223ZM226 235V234H225ZM15 236H17V234L15 235ZM14 237V236H13ZM21 237V236H20ZM212 237H213V235H212ZM224 237H226V236H224ZM209 238V237H208ZM216 238V237H215ZM13 239V238H12ZM218 239V238H217ZM223 239V238H222ZM18 240V239H17ZM226 239H224V241H225ZM15 241V240H14ZM30 242V241H29ZM208 242V241H207ZM212 242V241H211ZM16 243H17V241H16ZM70 244V243H69ZM211 244H213V243H211ZM6 247V246H5ZM8 249V248H7ZM21 250V249H20ZM10 253H12V252H10ZM12 255V254H11ZM13 255H15V254H13ZM20 256V255H19ZM12 257V256H11ZM20 258V257H19ZM7 259V258H6ZM18 261V260H17ZM72 261V260H71ZM8 262V261H7ZM6 263V262H5ZM18 264V263H17ZM207 264V263H206Z\"/></svg>",
	"mask_w": 264,
	"mask_h": 264
}]
</instances>
